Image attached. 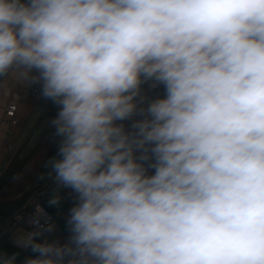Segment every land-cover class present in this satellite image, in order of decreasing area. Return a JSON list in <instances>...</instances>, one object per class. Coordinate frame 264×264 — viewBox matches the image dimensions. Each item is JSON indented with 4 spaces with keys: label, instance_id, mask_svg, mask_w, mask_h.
I'll return each mask as SVG.
<instances>
[{
    "label": "clouds",
    "instance_id": "obj_1",
    "mask_svg": "<svg viewBox=\"0 0 264 264\" xmlns=\"http://www.w3.org/2000/svg\"><path fill=\"white\" fill-rule=\"evenodd\" d=\"M13 67L59 106L51 167L79 201L24 264H264V0H0ZM142 76L167 96L130 134Z\"/></svg>",
    "mask_w": 264,
    "mask_h": 264
},
{
    "label": "crops",
    "instance_id": "obj_2",
    "mask_svg": "<svg viewBox=\"0 0 264 264\" xmlns=\"http://www.w3.org/2000/svg\"><path fill=\"white\" fill-rule=\"evenodd\" d=\"M27 3L28 0H23ZM25 69L13 67L3 77L2 87L0 89V121L2 122V130L0 132V180L8 173L6 182L16 175L25 164L35 154L38 145L43 139L51 121L59 111V106L51 100L41 96L22 99L21 95L27 84L32 83L31 76H38L39 73L33 70L28 76L24 75ZM142 83L139 86L140 91L148 93L150 91V81L153 78L141 77ZM42 83V82H41ZM167 95L161 99L166 98ZM9 104H17L16 119L17 124L13 125L6 116V107ZM151 119L147 110H144L143 117H139L137 111L128 119L116 121L115 123L124 126L127 132L133 128V124L137 121ZM11 131L13 139L7 138V133ZM60 137L57 138L55 144L46 155L40 171L31 179L28 185L22 188L12 199L17 202L18 210L27 200V198L39 188L50 185L51 180L55 177V173L51 167L52 159H59L57 155ZM8 143H12L14 148L10 150ZM145 147L147 152L139 150L134 152L138 158L137 162L141 163L145 168V175L152 176L155 174V167L148 166L146 161L151 155V148L154 144H147ZM147 156V159L140 160L139 157ZM5 183L1 184L2 187ZM54 198L59 199L58 204H50ZM77 194L71 189L60 190L53 187L49 193L42 199V209L54 217L53 223L49 229L41 230V234L36 237L35 242H55L64 245L69 242L71 236L70 228L67 223L70 215V209L78 203ZM15 210V211H16ZM31 231L26 227H20L9 233L4 241L0 242V257H9L15 255V264H24L29 257H36L38 253H34L30 247L25 248L21 245Z\"/></svg>",
    "mask_w": 264,
    "mask_h": 264
},
{
    "label": "built area",
    "instance_id": "obj_3",
    "mask_svg": "<svg viewBox=\"0 0 264 264\" xmlns=\"http://www.w3.org/2000/svg\"><path fill=\"white\" fill-rule=\"evenodd\" d=\"M4 75L0 76V89L2 87ZM41 84V82L27 84L22 92L21 98L28 99L36 96L43 97L41 95ZM165 95H167L165 84L157 80L150 81V91L148 93H143L139 89L138 95L134 100L139 117H143L144 110H147L148 106L153 101L161 99ZM16 111L17 104H9L6 107V116L9 119L8 121L13 125H16L18 122L16 119ZM1 130L2 122L0 121V132ZM135 131L136 129H131L127 131V133L132 134L135 133ZM7 138L9 140L13 139L11 131L7 133ZM7 146L10 150L14 148L12 143H8ZM146 163L148 166H152L156 163V157L153 153H151ZM53 187H58L60 190L66 189V187L59 186L54 177L51 180L50 185L39 188L32 193L18 210L14 211L2 223H0V242L4 241L9 233L20 227H26L33 232L41 231L52 225L54 217L42 209L41 201ZM68 259H71V257L65 258V264H67Z\"/></svg>",
    "mask_w": 264,
    "mask_h": 264
},
{
    "label": "water",
    "instance_id": "obj_4",
    "mask_svg": "<svg viewBox=\"0 0 264 264\" xmlns=\"http://www.w3.org/2000/svg\"><path fill=\"white\" fill-rule=\"evenodd\" d=\"M54 133L55 129L50 124L43 139L38 145L35 154L25 166L16 173V175L11 177L2 187H0V206L11 202L14 196L22 188L26 187L31 179H33V177L40 171L46 155L49 153L58 138Z\"/></svg>",
    "mask_w": 264,
    "mask_h": 264
},
{
    "label": "trees",
    "instance_id": "obj_5",
    "mask_svg": "<svg viewBox=\"0 0 264 264\" xmlns=\"http://www.w3.org/2000/svg\"><path fill=\"white\" fill-rule=\"evenodd\" d=\"M9 174V173H8ZM6 175L5 177H2L0 180V186L1 184L6 182V178L10 175ZM18 207L17 202H8L0 206V223H2L8 216H10Z\"/></svg>",
    "mask_w": 264,
    "mask_h": 264
},
{
    "label": "bare ground",
    "instance_id": "obj_6",
    "mask_svg": "<svg viewBox=\"0 0 264 264\" xmlns=\"http://www.w3.org/2000/svg\"><path fill=\"white\" fill-rule=\"evenodd\" d=\"M5 197H7V196H5Z\"/></svg>",
    "mask_w": 264,
    "mask_h": 264
}]
</instances>
